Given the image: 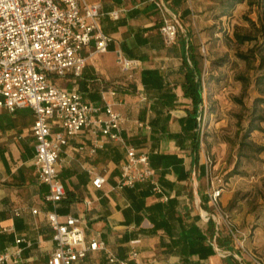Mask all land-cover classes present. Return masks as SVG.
<instances>
[{
  "label": "crops",
  "instance_id": "crops-1",
  "mask_svg": "<svg viewBox=\"0 0 264 264\" xmlns=\"http://www.w3.org/2000/svg\"><path fill=\"white\" fill-rule=\"evenodd\" d=\"M86 1L101 5V28L113 42L107 53L89 60L80 79L69 76L59 79L58 85L70 90L76 84L91 103H100L105 97L126 118L123 135L129 144L149 155H175L182 163L175 167L166 162L154 166L155 179L169 197L163 202L152 193L149 183L117 188L126 157L124 150L109 143L91 155L90 135L81 133L69 140L59 156L58 168L66 196L57 213L80 218L86 241L105 242L119 258L135 249L153 264H252L250 255H255L253 250L257 248L251 239H247V253H243L224 228L218 232L215 223L203 217L209 207L202 152L196 156L191 140L184 139V135L178 141L165 134L156 135L157 141L152 138L150 121L170 114L171 120L165 127L172 134H182L183 121L192 110V101L184 97L182 90L186 55L183 39L170 46L164 42L160 14L152 0ZM167 1L174 10L184 13V0ZM112 12H118L119 17L113 18ZM116 51L141 62L134 81L120 73ZM154 69L177 96L172 110L160 105L158 95L148 92L142 84V72ZM34 122L31 109L15 113L0 110V224L10 229L0 236V241L2 249L18 238L32 242L20 264H48L55 248L54 231L46 219V213L52 210L45 201L48 187L39 183L33 166ZM81 147L85 148L82 152ZM97 175L106 178L100 189L93 186ZM161 177L166 185L161 184ZM227 185L221 202L238 224L240 211L233 201L236 189L231 179ZM17 209L23 210L20 217L14 216ZM33 210L38 213L33 214ZM247 217L250 219V214ZM105 255L100 251L91 253L87 264H106Z\"/></svg>",
  "mask_w": 264,
  "mask_h": 264
},
{
  "label": "built area",
  "instance_id": "built-area-1",
  "mask_svg": "<svg viewBox=\"0 0 264 264\" xmlns=\"http://www.w3.org/2000/svg\"><path fill=\"white\" fill-rule=\"evenodd\" d=\"M152 1L160 14L164 42L173 45L179 32L185 33L180 13L165 0ZM102 15L100 4L86 0H0V110L15 113L31 109L35 116L33 166L39 183L48 187L45 201L52 207L46 219L54 231L55 248L48 264H87L89 255L97 251L106 254L109 264H153L135 249L125 258H119L108 250L105 242H87L80 218L57 213L66 196L58 168L59 156L69 140L79 134L90 135L88 152L91 155H96L109 143L124 150L126 157L117 188H135L149 183L153 194L160 196L163 202L169 199L155 179L149 154L139 152L124 137L126 118L114 109L115 104L105 97L100 103H91L76 84L68 90L57 83L69 76L80 79L91 58L109 51L113 38L102 31ZM110 15L115 19L119 17L118 12ZM116 60L121 72L134 81L141 62L128 59L120 51H116ZM111 95L116 94L111 92ZM144 126L151 129L149 125ZM84 150L79 148L80 152ZM203 164L209 207L203 217L207 222L213 221L218 232L224 228L238 250L247 253L246 232L221 202L224 178L218 174L211 156L205 154ZM105 183L102 175L93 180L97 189ZM87 205L92 203L87 202ZM22 211L15 210L14 216L20 217ZM32 213L37 214L38 210ZM9 231L0 224V236ZM32 245L26 238H18L13 245L2 249L0 241V264L22 263L24 251ZM250 261L264 264L256 255H250Z\"/></svg>",
  "mask_w": 264,
  "mask_h": 264
},
{
  "label": "rangeland",
  "instance_id": "rangeland-1",
  "mask_svg": "<svg viewBox=\"0 0 264 264\" xmlns=\"http://www.w3.org/2000/svg\"><path fill=\"white\" fill-rule=\"evenodd\" d=\"M185 1L191 12L185 22L199 32L194 41L206 50L198 47L205 109L200 152L211 156L226 183L224 189L232 180L234 207L240 211L236 224L255 243L253 253L264 262V104L256 101L264 98V87L256 85L259 68L264 70L256 46L262 42L264 3L260 7L259 0H248L230 16L219 17L220 0ZM237 35L257 41L241 44ZM251 122L259 131L249 132Z\"/></svg>",
  "mask_w": 264,
  "mask_h": 264
},
{
  "label": "trees",
  "instance_id": "trees-1",
  "mask_svg": "<svg viewBox=\"0 0 264 264\" xmlns=\"http://www.w3.org/2000/svg\"><path fill=\"white\" fill-rule=\"evenodd\" d=\"M246 1L248 0H220L221 12L219 17L230 16L237 5ZM263 3L264 0H259L257 2L258 6L260 7ZM178 12L180 13V24L185 30V33L180 31L177 40L179 38L183 39L184 45L186 47V55L183 58V65H185V82L182 85V90L184 93V97L191 99L192 110L189 111L188 116L185 118V122L183 121V123L185 124L182 126V134H172L168 131L167 127H165V125L168 124L171 120L170 114L164 117L155 118L154 120L150 121V125L152 126V138L155 141H157L156 135L165 134L167 135L168 139L177 141L180 139L181 135H184V139L191 140L193 144V150L195 151L196 156L199 157L201 140L204 135L202 125L203 121L205 120V109L203 100L204 76L202 74V55L199 53L198 47L199 50H201L202 52H206V50L203 51L202 46L200 48V45L198 46V44H196L194 41L196 38L199 39V32H194L190 24H187V22H185V19L189 18L191 14L189 9L186 8L184 13L182 11ZM236 38L237 41L241 44H245L246 42L257 41V38L250 36L237 35ZM256 46L258 49V53L261 57V63H264V28L262 32V42L256 44ZM240 58L245 61L250 60L249 57L244 55H241ZM259 69L262 72L256 76V85L258 87H264V70L262 67ZM141 79L142 84L148 92H152L153 94L158 95L160 105L167 108L168 110H172L175 108V101L177 100V96L173 92L171 87L167 83H165L163 75H161L158 70H144L142 72ZM256 101L261 104H264V98H259ZM262 121H264V119ZM259 129V126H256L251 122L249 132L259 131ZM149 156L153 169L154 166L161 162H166L174 167L182 163V160L175 155L153 153ZM160 182L162 185L167 184L164 178L162 177L160 178ZM106 264H109L107 256Z\"/></svg>",
  "mask_w": 264,
  "mask_h": 264
}]
</instances>
